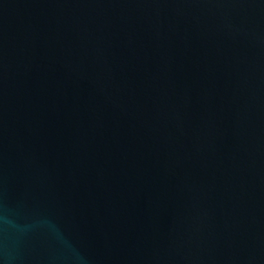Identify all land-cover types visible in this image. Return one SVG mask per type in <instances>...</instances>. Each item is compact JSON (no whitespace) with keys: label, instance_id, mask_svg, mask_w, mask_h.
I'll list each match as a JSON object with an SVG mask.
<instances>
[{"label":"water","instance_id":"1","mask_svg":"<svg viewBox=\"0 0 264 264\" xmlns=\"http://www.w3.org/2000/svg\"><path fill=\"white\" fill-rule=\"evenodd\" d=\"M0 264H264V0H0Z\"/></svg>","mask_w":264,"mask_h":264}]
</instances>
